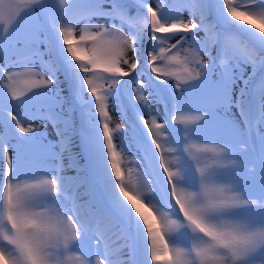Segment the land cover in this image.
<instances>
[{
  "label": "rangeland",
  "instance_id": "rangeland-1",
  "mask_svg": "<svg viewBox=\"0 0 264 264\" xmlns=\"http://www.w3.org/2000/svg\"><path fill=\"white\" fill-rule=\"evenodd\" d=\"M9 1L0 0V264H28L30 250L42 264H88L79 248L85 234L58 189L87 175L77 167L58 169L76 157L72 162L88 169L106 198L119 187L132 206L155 213L149 222L159 223L168 239L167 247L160 242V254L156 240L148 237V221L127 210L132 206L104 208L105 221L133 250L134 264H230L238 254L253 258L246 264H264L259 254L264 224L248 218L264 203L243 189L244 183L254 184V169L237 112L244 99L256 100L244 108L251 118L262 113L256 126L264 141V0H196L197 6L190 0H15L30 5L31 19L20 10L9 13ZM112 2L137 12L134 19L124 14L130 25L115 16ZM194 7L198 21L190 14ZM205 21L203 31L195 30ZM242 35L262 54L252 51L250 59L228 39ZM143 52L148 56L140 71L125 77L133 55L141 60ZM49 53L66 74L61 78L68 92L60 88V74L50 70ZM167 86L177 98L176 112L169 116L165 110L174 100ZM118 88L129 116L162 143L189 212L217 228L234 254L223 248L224 241L201 242L195 253L188 251L183 236L191 224L165 205L146 170L134 139L138 133L120 109ZM171 125L179 128L183 145ZM62 147L69 151L62 153ZM145 147L157 160L154 147ZM184 154L194 159V168ZM2 171L10 173L11 192ZM120 172L126 177L122 184ZM80 185L94 194L92 208L104 202L97 185L88 179ZM225 209L230 213L221 217ZM63 247L70 249L66 263L56 251ZM212 252L219 261L212 263ZM98 264L115 263L101 256Z\"/></svg>",
  "mask_w": 264,
  "mask_h": 264
},
{
  "label": "bare ground",
  "instance_id": "bare-ground-1",
  "mask_svg": "<svg viewBox=\"0 0 264 264\" xmlns=\"http://www.w3.org/2000/svg\"><path fill=\"white\" fill-rule=\"evenodd\" d=\"M34 3H35V1H34ZM35 4H37V3H35ZM185 20L186 21H188V20H190V16H187L186 18H185ZM185 21V22H186ZM143 51V50H142ZM143 57H141V60H140V58L139 57H136V56H134L133 55V61H134V66H132V67H129V68H124L123 70H125V76H129V75H133V74H135V73H138L139 71H140V68L145 64V60H146V58H147V56H148V54L147 53H145V52H143V54H141ZM136 61V62H135ZM67 78L69 79L70 77L67 75ZM254 78H255V75L254 74H252L250 77H249V82H253L254 81ZM66 80V78L65 79H63V82ZM66 83V81L63 83V85ZM66 86V85H65ZM258 99V98H257ZM261 99V98H260ZM246 101V100H245ZM258 101V100H257ZM254 103H256V100L255 99H247V101L246 102H244V107L245 108H248V106H250V105H252V104H254ZM261 109V108H260ZM258 117H257V113H256V115L254 114V116H253V118H252V122L253 123H256V119H257ZM64 166H66V165H64ZM63 167V166H62ZM64 168V167H63ZM2 174L3 175H6V176H8V174H5L3 171H2ZM114 193V195H110L109 193V196H107L108 198H107V205L108 206H112L113 204H115V206L114 207H118V205L119 204H121V205H126L125 206V208L127 207V206H132L131 205V201L129 200V198L126 196V194H123L122 193V190L118 187L117 189H115V191L113 192ZM113 207V208H114ZM128 209V211L129 212H131L133 215H138V216H142L143 217V222L144 221H148V227L146 228V229H148L149 230V235H148V237H152L153 239H155L156 240V247H155V245H154V247H155V250H158V252H157V254H160V253H162V252H160V251H162L164 248L163 247H161V246H163L162 245V243H160L161 242V239H160V236H159V234H158V232L155 230V226H153V224L152 223H150L149 222V220L151 221V219H152V217H154L155 216V213H152V211H149V210H147L144 206H132V207H127ZM119 209V208H118ZM127 211V212H128ZM122 216V218H125V215H121ZM121 218V217H120ZM126 222V221H125ZM154 223H155V221H154ZM144 224H146V223H144ZM159 224V223H158ZM160 225V224H159ZM115 226V225H114ZM104 227V226H103ZM116 227V226H115ZM107 228V227H106ZM105 227H104V229H106ZM110 229H106L107 231H104V233L106 234L107 233V235L108 236H106L105 237V240H107L106 242L108 243V248L109 249H112V248H116V247H118L119 245H121V244H124L125 246H124V248H120V250H124V253L123 252H121V251H119L115 256H112L111 257V259H110V263H114L115 262V264H134V253H133V250L131 251V249H129L127 246V243L125 242V240H124V238L123 237H121L120 235H118V232L117 231H115L113 228V225L111 226V227H109ZM158 228V227H157ZM134 236V235H133ZM152 239V240H153ZM160 239V240H159ZM121 246H123V245H121ZM135 251V250H134ZM133 257V258H132ZM209 263H210V261H209ZM213 263V262H212Z\"/></svg>",
  "mask_w": 264,
  "mask_h": 264
},
{
  "label": "trees",
  "instance_id": "trees-1",
  "mask_svg": "<svg viewBox=\"0 0 264 264\" xmlns=\"http://www.w3.org/2000/svg\"><path fill=\"white\" fill-rule=\"evenodd\" d=\"M9 3H10L9 8H8V10H9L8 12L9 13L15 14L16 10H20V11L24 12L29 19H31L30 16L31 17L35 16L32 8L30 7V5H28V4H19L15 0H10ZM195 4L198 5L199 4L198 1L195 0ZM34 21H35V18L33 19V22ZM28 25H29V29H31V31H34L35 27L33 26L32 22H31V24L29 23ZM229 41H231L233 44L237 43V41L235 39H231Z\"/></svg>",
  "mask_w": 264,
  "mask_h": 264
},
{
  "label": "water",
  "instance_id": "water-1",
  "mask_svg": "<svg viewBox=\"0 0 264 264\" xmlns=\"http://www.w3.org/2000/svg\"><path fill=\"white\" fill-rule=\"evenodd\" d=\"M241 40H242V43H243L244 48H245L247 51H256V52L262 54V50H261L260 48H258V47L253 43V41H252L250 38H248V37L245 36V35H242ZM59 71L62 72L63 69H62V68H59ZM62 89H63L64 91H68V88H67L66 86H64ZM119 102H120V106H121V108H122V111H123V114H124L125 118H126L127 120H129L130 122L133 123V120H132V118L129 116V113L127 112V109H126L125 105L122 103V100H121V97H120V96H119Z\"/></svg>",
  "mask_w": 264,
  "mask_h": 264
}]
</instances>
